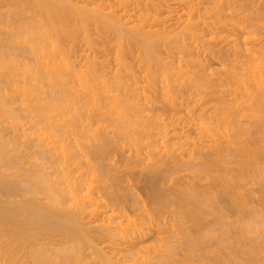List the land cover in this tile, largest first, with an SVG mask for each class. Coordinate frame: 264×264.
Masks as SVG:
<instances>
[{
  "label": "bare ground",
  "instance_id": "bare-ground-1",
  "mask_svg": "<svg viewBox=\"0 0 264 264\" xmlns=\"http://www.w3.org/2000/svg\"><path fill=\"white\" fill-rule=\"evenodd\" d=\"M0 264H264V0H0Z\"/></svg>",
  "mask_w": 264,
  "mask_h": 264
},
{
  "label": "rangeland",
  "instance_id": "rangeland-1",
  "mask_svg": "<svg viewBox=\"0 0 264 264\" xmlns=\"http://www.w3.org/2000/svg\"><path fill=\"white\" fill-rule=\"evenodd\" d=\"M117 156H118V154H117ZM117 156H116V157H117ZM119 156L121 157V155H119ZM258 157H259V156H258ZM117 158H119V157H117ZM117 158H116V159H117ZM116 159H115V160H116ZM120 159H121V158H120ZM120 159H117V160H120ZM257 159L260 160V161L262 160L260 157L257 158ZM117 162H118V161H117ZM117 162H115V163L118 165L120 161H119L118 163H117ZM105 169H107V168H105ZM182 169H184V168H182ZM182 169H180V171L182 172V174H183V173L185 174L187 171H186L185 169H184V170H182ZM180 171L178 170V172H180ZM183 171H184V172H183ZM185 171H186V172H185ZM178 172L176 173L177 175H175V176H177V178H179V177H178V174H179ZM181 172H180V173H181ZM140 174H142V175L144 174V176H146V175H145L146 173H140ZM140 174L138 173V176H137V174H136V177H135V178L139 177ZM179 176L181 177V174H180ZM140 177L143 178V179L145 178V177H142V176H140ZM140 177H139V178H140ZM141 178L136 180V181L141 180V181L136 182L137 184L139 183V185H136V183H135V186H134V183H132V186H134V188H135V189H134V188H132V189L135 190L134 192H138V193H139L140 198L143 196V197H142L143 202L148 201V204H149V201H150V200H147V199H149V198L146 197L147 194L144 192L145 190H144V188L142 187L143 179H141ZM186 179H188V178H186ZM140 183H141V185H140ZM167 183H169V182H167ZM167 183H166L165 185H168ZM160 185H161L162 187H161V188L159 187L160 189L158 188V190L162 191V190L165 189V192H166V189H167V191H168V189L172 187V185H171V187H168V188H167V187L164 185V183H162V184H160ZM160 185H159V186H160ZM254 185H255V184H254ZM136 186H137V188H136ZM140 186H141V187H140ZM250 186H251V188H252V187H253V188H254V187H258L257 185H255V186L250 185ZM175 187H176V186H175ZM140 188H141V189H140ZM162 188H163V189H162ZM132 189H131V190H132ZM161 189H162V190H161ZM254 189H255V188H254ZM133 190H132V191H133ZM141 190H142V192H141ZM255 190H258V188H256ZM160 191H159V192H160ZM165 192H163V193H165ZM140 193H141V194H140ZM166 193H167V192H166ZM144 197H145V198H144ZM146 198H147V199H146ZM144 200H145V201H144ZM145 203H146V202H145Z\"/></svg>",
  "mask_w": 264,
  "mask_h": 264
}]
</instances>
